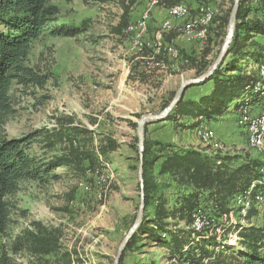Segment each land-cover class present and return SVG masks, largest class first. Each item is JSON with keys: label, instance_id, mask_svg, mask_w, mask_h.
<instances>
[{"label": "rangeland", "instance_id": "1", "mask_svg": "<svg viewBox=\"0 0 264 264\" xmlns=\"http://www.w3.org/2000/svg\"><path fill=\"white\" fill-rule=\"evenodd\" d=\"M52 4L60 9L54 24L80 26L86 23L88 30L75 37H53L45 32L33 44L28 65L42 74L50 75V80L44 88H36L30 94H16L14 112L5 125V134L10 139H23L40 132L31 139L33 143L29 154L40 162L48 163L68 151L66 138L60 141L59 134H70L67 132L70 126H63L65 122L59 126L57 119H72L74 126L93 133L94 146L88 149L97 150L96 154L104 162V168L78 178L70 170L60 167L55 170L58 180L47 178L42 182L21 183L17 193L9 198L11 224L6 234H0V256L25 229H32L33 222H40L49 229L62 232L59 255L32 258L21 253L13 256L16 264H114L118 248L134 224L140 205L139 142L137 128L133 124H138L145 115L160 114L164 103L182 82L198 76L191 69L180 72L178 60L171 63L167 61L170 65L161 69L148 61L146 55L137 53L132 37L127 32L128 28L121 35L113 31L127 7L130 9V24L149 13L148 32L144 38L148 43L146 39L154 40L163 21H157L158 26L154 29L157 31L151 36V18L152 22L154 18L160 17L159 12H165L162 9L169 12L173 6L167 8L168 5L162 3L152 5V0H52ZM182 4L188 8L189 14L183 20H174L168 14L167 19L173 28L168 35L169 39L175 41L174 45L179 50L196 57H200L209 46L211 54L208 61L214 62L228 27L220 26L219 23L211 24L204 40L189 39L186 27L199 15L201 7L195 16L190 10L196 11L197 6L211 4L203 7L213 6L211 8L218 11L217 16H221L233 7V0H221L215 4L212 0H184ZM257 39L264 43V38ZM189 42L191 44L188 46ZM133 50L142 55L144 60L135 55ZM257 72L260 75L258 69ZM212 87L213 83L209 82L190 89L186 95L194 91L196 97H200L210 93ZM234 106L218 122L206 124L199 119L201 124L194 130L186 131V134L200 145L189 147L205 151L212 149L211 146L205 147L196 135L201 126L216 134L220 142L212 144L218 146V143H223L227 149L225 154L260 159L256 149L249 146L237 149L236 145H232L233 141L239 145L245 139V129L238 124L239 116L233 112ZM225 126L227 138L224 139L220 133ZM164 127L159 124L150 125L149 138L175 142L177 137L173 131L176 129L167 133ZM108 138L115 140L119 148L113 153L101 155L99 150L106 145ZM83 139L78 137L77 141ZM150 177L158 185L159 195L165 196L170 206H173L182 193L170 186L167 179L160 177L157 171ZM263 207L264 204L260 209L255 208L258 214L252 219L253 226L262 229ZM153 209L154 206L149 209L150 213ZM238 220V216L234 215L232 222L238 224ZM214 222L219 221L215 219ZM230 223L225 222L223 229L227 236L223 238L235 234ZM174 225L172 228L176 229ZM178 225L177 229H191V226L185 227L184 222ZM208 235L214 236L215 233ZM231 238L234 243L235 236ZM124 253L122 264H173L167 258L166 249L146 236L139 248ZM66 254L67 257L63 259Z\"/></svg>", "mask_w": 264, "mask_h": 264}, {"label": "trees", "instance_id": "2", "mask_svg": "<svg viewBox=\"0 0 264 264\" xmlns=\"http://www.w3.org/2000/svg\"><path fill=\"white\" fill-rule=\"evenodd\" d=\"M217 1L221 0H212V3ZM183 2L165 0L162 4L169 8ZM206 5L211 4L202 6ZM202 6L190 12L195 16ZM231 10L217 16L212 25L219 23L228 27ZM59 13V7L52 4V0H0V234H6L10 227L12 212L9 198L17 193L21 183L42 182L47 178L58 180L55 170L60 167L70 170L78 178L104 168L97 150L88 149L94 146L93 133L74 126L72 119H57L59 126L63 122V126H70L67 129L69 136L59 134L60 141L66 138L68 151L48 163L40 162L29 154L33 143L31 139L40 132L23 139H10L5 134V125L14 112L16 94H30L36 88H44L50 80V75L42 74L28 65L33 44L45 32L53 37H75L88 30L86 23L80 26L54 24ZM129 22L130 9L127 7L119 25L113 29L114 33L121 35L130 25ZM169 36L167 42L172 41ZM258 37L264 38V0H241L227 58L210 80L187 90L212 82L210 93L186 98V91L164 121L146 125L143 156L145 214L126 251L139 248L146 236L166 249L169 261L176 260L178 264H204L205 261L208 264H264V229L242 227L232 222L234 200L238 195L251 192L254 197L258 191L264 192V180L260 173L262 160L225 154L222 150L210 154L199 148H183L170 142L152 140L148 136V128L153 124L171 123L175 129L194 130L201 124V117L206 124L218 122L230 112L233 104V112L238 113L241 106L260 102L263 97L255 93V83L258 80L257 69L259 71L264 66V43ZM210 54L209 46L200 57L180 50L177 61L180 72L191 69L196 71L198 77L203 76L214 63L208 61ZM175 93L164 103L162 111L169 106ZM185 119L192 122L189 125L180 123ZM133 126L137 128V124ZM78 137H83V141H77ZM106 141V145L99 150L101 155L113 153L119 148L115 140L108 138ZM156 171L160 177L167 179L170 186L182 193L173 206L165 196L159 195V187L150 177ZM253 184L255 187L251 190ZM152 206L154 209L150 213ZM204 210L219 221L215 222L214 230L197 232L177 229L179 222H184L185 227L189 228L193 214ZM256 214L257 210L252 208L249 219ZM229 221L235 233L231 235L236 236L234 243L231 236L223 238L227 236L223 227ZM173 224L176 229L172 228ZM31 228L25 229L11 247L3 251L0 264H16L13 256L21 253L32 258L59 255L62 248V232L59 229H49L40 222H33ZM213 232L214 236L208 235ZM65 256L67 254L63 259Z\"/></svg>", "mask_w": 264, "mask_h": 264}, {"label": "bare ground", "instance_id": "3", "mask_svg": "<svg viewBox=\"0 0 264 264\" xmlns=\"http://www.w3.org/2000/svg\"><path fill=\"white\" fill-rule=\"evenodd\" d=\"M164 2L165 0H152V5H158ZM175 6L174 14L173 7H171L168 12L169 16L174 20L186 19L189 14L188 8L183 4ZM209 7L210 8H205L202 6L199 10V15L188 23L186 27V34L188 33L189 39L190 37L197 40L205 39L207 29L213 23L218 14L216 9L211 8L213 6ZM148 19L149 13H145L139 20L128 26L127 32L132 37L137 53L146 55L148 61L157 64L162 69L165 68L166 65L169 66L171 62H175L180 58V50L174 45L175 43L173 44L166 41L167 36L173 30L171 22H169L170 24L168 25V28L164 32V35H162V39L161 33H159L158 30L155 34L154 40L146 39L148 42L146 43L144 38L148 32ZM167 61L170 63L167 64ZM259 72L260 75H258V80L255 83V93L262 96L263 99L255 105L247 104L241 106L237 115L239 116V126L245 129L248 146L251 149H256L260 154V159L262 160L260 173L262 179L264 180V66L260 67ZM251 106H254L255 108H251ZM257 107H260V110H257ZM201 120L204 122L202 117ZM196 135L205 147H209L213 142H217L216 134L210 129L200 126L197 129ZM218 150L226 151V147H224L223 144L218 143L215 151L210 149L207 150V152L210 154H216ZM254 187L255 184L252 185L251 190H253ZM263 204V191H258L254 197H252L251 192L238 195L234 200L235 215H237L239 218L238 224L242 227L253 226V217L249 219L250 212L252 208L260 209L261 205ZM201 214H203V212H196L193 214L191 229L197 232H203L205 229H207V224H205L204 221H197L198 215ZM171 262L173 264H178L176 260ZM204 264H208L207 261H205Z\"/></svg>", "mask_w": 264, "mask_h": 264}, {"label": "water", "instance_id": "4", "mask_svg": "<svg viewBox=\"0 0 264 264\" xmlns=\"http://www.w3.org/2000/svg\"><path fill=\"white\" fill-rule=\"evenodd\" d=\"M241 0H234V4L230 13L229 17V24H228V30L227 35L224 40V43L221 47V50L214 61L211 68L201 77H197L194 79H188L180 85L178 90L175 93V96L168 107H166L160 114L158 115H145L141 117L140 121L137 124V137L139 142V170H138V180L140 185V205L138 208V213L136 220L134 224L129 229L127 235L123 239L122 243L120 244L118 248V253L115 258L114 264H120L121 259L123 257L124 252L126 251L131 239L133 236L137 233L138 229L140 228L145 214V189H144V173H143V156L145 151V127L148 123L153 122H161L164 121L171 113L172 111L177 107L179 102L183 99L186 91L196 85L202 84L207 82L211 79L213 74L219 69V67L223 64L225 59L228 56L229 48L232 44L234 35H235V28L237 24V15L239 12Z\"/></svg>", "mask_w": 264, "mask_h": 264}, {"label": "crops", "instance_id": "5", "mask_svg": "<svg viewBox=\"0 0 264 264\" xmlns=\"http://www.w3.org/2000/svg\"><path fill=\"white\" fill-rule=\"evenodd\" d=\"M158 8V7H157ZM158 10V9H157ZM156 10V11H157ZM163 11H165L164 13H162V12H159V16L160 17H156V18H154V21H152L151 22V20H152V18H151V20H150V28H152L153 30H152V32L150 33V35L152 36V35H154V33L158 30H154V29H156L157 27L156 26H158L157 24V21L159 20V19H163V21H165L167 18H168V10L167 9H162ZM156 13V12H155ZM155 13H153L154 15H155ZM162 21V22H163ZM161 22V23H162ZM160 25V24H159ZM171 42H173V43H175V41L174 40H172ZM132 44V43H131ZM191 43L189 42L188 43V46L190 45ZM134 51V50H133ZM135 52V51H134ZM135 55H137V56H140L141 57V60H144V58H143V56L142 55H139V54H137L136 52H135ZM144 62V61H143ZM186 96V98H193V97H196V94H194V91H191L190 93H189V95L187 96V95H185ZM192 121L190 120V119H185V120H183V121H180V123H183V124H185V123H187V125H189L190 123H191ZM159 125H161V127H164V129L165 128H167V130H168V132L167 133H169L171 130H173V129H175L174 128V126H173V124H171V123H164V124H159ZM186 131H189V130H181V128H179V129H176V131H173V133L175 132V134H176V137H177V139H176V141L174 142V141H172V140H170V142L171 143H173V144H175V145H178V147H183V148H188L189 146H199L200 144L196 141V142H194V140L193 139H191L187 134H186ZM226 133H227V126H225V127H223V129H222V134L220 133V135L221 136H223L224 137V139L225 138H227V135H226ZM178 135V136H177ZM181 137V138H180ZM201 141V140H200ZM231 141H233L232 139H231ZM217 142H220L219 141V139L217 140ZM201 143V142H200ZM199 144V145H198ZM220 144H223V143H220ZM224 145V144H223ZM232 145H236V148L237 149H240V148H242V146H244V147H247L248 146V140H247V136L245 135V139H244V141H243V143L242 142H240V144L238 145V144H235V142L233 141V144ZM211 147H212V149L214 150L217 146H216V144H211ZM208 150V149H207ZM206 150V151H207ZM227 150V149H226ZM261 208V207H260ZM263 209H264V207H263Z\"/></svg>", "mask_w": 264, "mask_h": 264}, {"label": "built area", "instance_id": "6", "mask_svg": "<svg viewBox=\"0 0 264 264\" xmlns=\"http://www.w3.org/2000/svg\"><path fill=\"white\" fill-rule=\"evenodd\" d=\"M218 2V1H217ZM215 6V5H214ZM175 7L176 6H173V14L175 12ZM169 19H166L165 21H163L161 23V25L159 26L158 30H159V33H161V39H162V35H164V32L166 31V29L168 28V25H169ZM142 30V29H141ZM187 41V40H186ZM150 46V44H149ZM172 54H175V53H172ZM245 114V112H244ZM214 216L207 213L205 210L203 212V214L201 215H198V218H197V221H204L205 224H207V230H214Z\"/></svg>", "mask_w": 264, "mask_h": 264}]
</instances>
